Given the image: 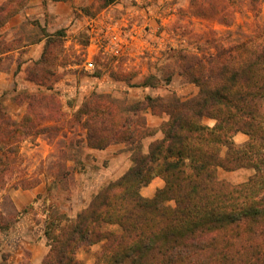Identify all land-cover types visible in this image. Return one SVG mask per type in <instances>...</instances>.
<instances>
[{
  "label": "trees",
  "instance_id": "trees-1",
  "mask_svg": "<svg viewBox=\"0 0 264 264\" xmlns=\"http://www.w3.org/2000/svg\"><path fill=\"white\" fill-rule=\"evenodd\" d=\"M26 1L0 3V28ZM100 1L105 7L114 2ZM236 1L191 0V13L230 27L241 10ZM259 3L250 0L251 10ZM11 44L0 35V57L13 50ZM208 44L207 52L176 54L178 74L198 88L196 95L171 92L131 102L99 96L77 116L86 131L84 145L105 150L123 144L131 167L101 186L75 218L50 205L49 252L42 264H85L80 251L91 254L94 264H264V31L227 44L213 37ZM49 56L46 50L37 62L40 70ZM141 86H157L156 77L150 75ZM149 112L167 120L160 127L163 137L145 153L144 140L156 134L148 126ZM205 119L216 125H206ZM28 123V117L14 120L0 99V191L20 167L19 143L43 131L35 133ZM239 133L249 137L242 145L234 140ZM70 149L75 152L70 161L80 164L74 158L83 154L81 142ZM50 169L54 189L68 192L71 167L54 163ZM242 169L254 170L246 182L219 177L220 170ZM156 177L164 187L144 197L142 188ZM37 184L24 180L14 187ZM8 228L0 219V229Z\"/></svg>",
  "mask_w": 264,
  "mask_h": 264
},
{
  "label": "rangeland",
  "instance_id": "rangeland-1",
  "mask_svg": "<svg viewBox=\"0 0 264 264\" xmlns=\"http://www.w3.org/2000/svg\"><path fill=\"white\" fill-rule=\"evenodd\" d=\"M249 1H236L241 10L227 27L193 16L191 0H114L108 7L100 0H27L0 28L13 49L0 57V99L14 120L28 117L35 133L43 130L19 143L20 167L0 191V219L9 225L0 229V264H31L34 246L44 242L48 247L50 205L69 213L104 174L130 161L123 144L105 150L84 145L86 131L77 120L84 107L99 96L131 102L171 92L183 98L196 95L198 88L178 74L176 54L207 52L213 37L227 44L263 32L264 0L257 11ZM46 50L50 56L40 70L36 64ZM150 75L157 86H141ZM77 142L83 154L74 159L80 164L70 161L75 153L70 145ZM54 163L72 169L68 192L54 189ZM24 180L39 184L27 190L14 187ZM78 258L94 264L84 251Z\"/></svg>",
  "mask_w": 264,
  "mask_h": 264
},
{
  "label": "crops",
  "instance_id": "crops-1",
  "mask_svg": "<svg viewBox=\"0 0 264 264\" xmlns=\"http://www.w3.org/2000/svg\"><path fill=\"white\" fill-rule=\"evenodd\" d=\"M147 118H148L147 119L148 121L150 120V123L148 126L152 129H155L156 134L154 136L147 138L143 142L145 153H148L149 147L154 141L161 139L163 137V134L160 130V127H161L162 123L167 120V116H165V115H163V116L154 115V114H152V112H149L147 114ZM204 123L210 127H214L216 125V121L213 119H205ZM234 140L237 144L242 145L249 140V137L243 133H239L235 136ZM119 165L122 166L121 163ZM130 167H131V160L126 161L124 168L122 167L121 169L119 168V169H116L115 171L110 169L109 172L107 171L108 173L104 174L103 178L99 180V183H98L99 185L97 184L98 186L91 191L89 196L87 194L81 200H79V201L77 200V204L75 203V206H73V208L69 212V216L71 218H75L78 215V213H80L84 208H86L88 206V204L91 201L92 196L99 191L101 186H103L104 184H106L112 180L118 179ZM253 174H254V170H252V169H242V170H239L236 172H226L224 170L219 171V177L222 180H227V181H230L234 184H240V183L246 182ZM108 178L109 179L112 178V180L107 181ZM164 185H165L164 180L161 177H156L148 186L142 188L141 193L146 198H152V197H154V195L156 194V192L159 189L164 187ZM96 250L97 249H95L93 251H96ZM48 252H49V247H47L46 243H44V242H41L37 246H34L33 255L31 258V264H42L45 257L47 256Z\"/></svg>",
  "mask_w": 264,
  "mask_h": 264
},
{
  "label": "built area",
  "instance_id": "built-area-1",
  "mask_svg": "<svg viewBox=\"0 0 264 264\" xmlns=\"http://www.w3.org/2000/svg\"><path fill=\"white\" fill-rule=\"evenodd\" d=\"M118 52V51H117ZM88 66H89V68L92 70V69H94L95 67H94V63L93 62H91V63H88Z\"/></svg>",
  "mask_w": 264,
  "mask_h": 264
}]
</instances>
